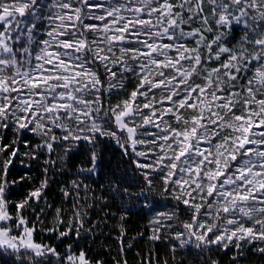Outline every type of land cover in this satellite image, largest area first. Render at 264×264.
<instances>
[{"label": "snow or ice", "instance_id": "6c2138e0", "mask_svg": "<svg viewBox=\"0 0 264 264\" xmlns=\"http://www.w3.org/2000/svg\"><path fill=\"white\" fill-rule=\"evenodd\" d=\"M98 138L129 158L142 207L153 211V196L176 201L150 221L173 264L177 249H194L200 264L231 250L237 264L248 247L264 255V0H0V257L106 264L49 242L82 238L97 198L79 177L97 173ZM81 143L91 167L61 189L72 206L53 207L44 191L52 157ZM42 155L45 178L13 201L10 168Z\"/></svg>", "mask_w": 264, "mask_h": 264}, {"label": "trees", "instance_id": "16d2710c", "mask_svg": "<svg viewBox=\"0 0 264 264\" xmlns=\"http://www.w3.org/2000/svg\"><path fill=\"white\" fill-rule=\"evenodd\" d=\"M242 35L239 29L234 30L232 39V44H236ZM231 46V44L229 45ZM130 85V86H129ZM129 89L133 87V82H129ZM117 97H113L112 102H116ZM59 135V133H57ZM11 139V136L8 137ZM30 140L39 141L38 138L28 135ZM90 146L86 143H81L77 148H74L67 156H64L63 149H56V155L64 156V167L56 165V169L53 170L52 167L48 169V187L45 191L57 190L60 183L66 181L68 175L77 176V172L81 168L91 167V163L88 159L90 156ZM97 156V173L91 175L80 176V178L86 183L91 192L87 195L91 198L93 195L97 198V202H93L89 199L88 203L92 204V210L88 213V219L85 222V226L81 229V239L85 241L86 239H92L89 242L90 248H87L86 253L88 256L95 260H104L106 264H114V261H120L126 258L128 264H131L129 260V255L127 249L125 248L126 240H129L133 244L131 249L144 246V250L140 253L142 259H147L149 255L155 261V264H164L166 258H161L160 243H155L152 247L151 253H149L148 246L146 242L153 241L151 239L153 232L151 230V223L153 216L159 212L172 211L176 201L171 199H166L160 196L150 197L152 199L158 200L159 203L153 211H149L148 208L142 207L140 200L136 193L140 191L138 184L142 183L139 174L136 173L135 168L130 164L129 158L122 155L120 148L117 144L107 138H98V144L95 149ZM44 156V155H42ZM54 156L52 157V159ZM42 159V158H41ZM31 161L27 164H21L19 160L15 161L14 165L10 168L9 179L16 180L18 183L13 187L12 193L18 195L32 182L43 180L44 174L42 169L44 168L43 160ZM47 159V156H45ZM20 162V163H19ZM24 165H28L27 167ZM25 174L32 176L30 180H21ZM65 177V178H64ZM109 185H117L120 189L119 192H114L111 190ZM127 189L128 193L132 195L129 196L124 192ZM157 192H159L156 189ZM120 199L118 207H112L113 202H117ZM183 212V209L180 210ZM124 216L121 220L120 217ZM181 219H186L187 217L181 215ZM113 221V222H112ZM115 224L114 230L112 232L108 231L111 224ZM97 224V227H95ZM109 225V226H108ZM123 228V254L121 255L120 243H118L117 237L121 236L120 228ZM85 229H91L90 234L85 232ZM113 237L112 247H108L107 239ZM44 239H47V234H44ZM75 238L71 240H65L63 244L58 241L51 240L49 242L57 244L58 250L63 251L68 243H73L75 248L77 247L79 241ZM147 247V248H145ZM92 248V251L90 252ZM110 248V249H109ZM142 248V247H141ZM182 258L175 261H184V264H200V259L195 255L194 249L181 250ZM236 255L235 250L228 251L226 254L224 252H214L212 254L213 259L220 261V264H232V257ZM155 256V257H153ZM161 259L160 263L157 262ZM0 264H10L8 259L0 257ZM168 264H173V260H169ZM237 264H264V255L258 253L255 248L248 247L243 255L238 259Z\"/></svg>", "mask_w": 264, "mask_h": 264}, {"label": "rangeland", "instance_id": "374dc122", "mask_svg": "<svg viewBox=\"0 0 264 264\" xmlns=\"http://www.w3.org/2000/svg\"><path fill=\"white\" fill-rule=\"evenodd\" d=\"M118 99H121V97H117L116 98V101ZM31 141L33 142V144L39 143V141H35V140H31ZM57 149L59 151V148H57ZM41 158H42L41 160H44L45 159V156H41ZM59 158H60V156L54 155V158L53 159L54 160H57L58 166H63L64 163H65V161H64V159H63V161H61ZM28 162H31V160L24 159L23 164H25V163L27 164ZM24 177H28V180H30L32 178V176H30L29 174H25ZM73 179H77V176L75 177L74 175H68L66 177V181H64L63 183H60V186L58 187L57 190L50 191V192L45 191L46 189L44 190L46 192V194H47V200L53 205V207L70 208L72 206L71 205V201H66L65 198H64V196L61 194V189L62 188H65V187H68L69 184H70V182ZM39 183H40L39 180L30 183L29 185H27V187L24 189V191L21 192V194L16 195V194L12 193L11 199L13 201H19V200L23 199L27 195V193L29 192V190L32 189V188H34V187H37L39 185ZM156 183H157V188L156 189L158 191H160V188L158 186V182H156ZM80 195L81 196H84L85 193L84 192H81ZM116 201L117 202H115V201L113 202L112 207H118L119 206L120 199L118 198ZM81 203H83V201H81ZM33 207L36 208V211L37 212H39L40 208H45V204L43 203V201H41L40 204H39V207H37L35 204L33 205ZM26 215H27V218L29 220H33L34 219V217L32 216L31 213H27ZM52 216H53V212L49 211L47 217H43L44 224L50 225ZM155 216H156V214L153 216V219H154ZM66 218L67 217H65V219ZM84 226H85V224H84ZM95 227H97V224H95ZM114 227H115V224L114 223L111 224L110 227L108 228V231L109 232H112V230H114ZM151 230H152V227H151ZM113 241H114L113 240V237H109L107 239L108 247L113 248L112 247ZM89 242H92V239L88 238L85 241H82V239H81L79 241L77 247L75 248V250L77 252H79L80 250H83V251L86 252L87 248H90V245L88 244ZM155 243H160V248L159 249H160L161 254H162L161 255V258H166L167 259L166 261H168V262H169V260H173V253L170 251V245L167 242V240L166 239H163V238H162V240H159V241H151V242L149 241V242H146V246H148V249L147 250L149 251V253H151L152 247H154V244ZM124 244H125V248L127 249V252H128V255H129V260H130L131 264H141L140 263V259L142 258V254L140 252L142 250H144V246L141 245L138 248H136L134 246V248L131 249V247L133 246V244L131 242H129V240H126V242ZM129 245H131V247H129ZM145 248H147V247H145ZM90 252L92 253V252H95V251L94 250L92 251V248H91ZM153 257H155V256H153ZM176 258L178 260H180L182 258V253L180 252L179 249H177V251L175 253L174 259H176ZM160 261H161V259H158L157 260L158 263H160Z\"/></svg>", "mask_w": 264, "mask_h": 264}]
</instances>
